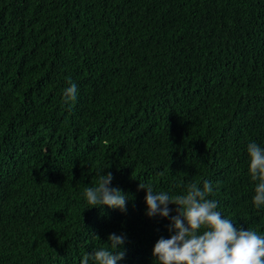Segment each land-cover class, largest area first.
<instances>
[{"label":"trees","instance_id":"obj_1","mask_svg":"<svg viewBox=\"0 0 264 264\" xmlns=\"http://www.w3.org/2000/svg\"><path fill=\"white\" fill-rule=\"evenodd\" d=\"M252 142L264 0H0V264H81L113 233L117 264H159L177 206L148 217L140 183L175 196L210 181L217 211L264 236ZM108 172L124 212L88 208Z\"/></svg>","mask_w":264,"mask_h":264},{"label":"clouds","instance_id":"obj_2","mask_svg":"<svg viewBox=\"0 0 264 264\" xmlns=\"http://www.w3.org/2000/svg\"><path fill=\"white\" fill-rule=\"evenodd\" d=\"M65 103L77 98V86L73 83L64 91ZM250 158L249 175L258 181L253 205L264 206V149L255 142L247 147ZM104 173V171H103ZM111 172L102 174L98 185L85 190L86 202L92 207L107 206L126 211L127 196L118 188L110 187ZM145 189L148 217L168 218L169 205H176L177 215L171 216L170 238L161 237L154 245L153 256L159 264H264V236L256 231L237 228L233 221L217 211V202L208 197L213 192L210 181L202 187L190 183L184 194L170 196L166 192L154 193L150 185L139 184ZM109 248H101L86 254L81 264H117L124 259L123 235L115 233L108 237Z\"/></svg>","mask_w":264,"mask_h":264}]
</instances>
